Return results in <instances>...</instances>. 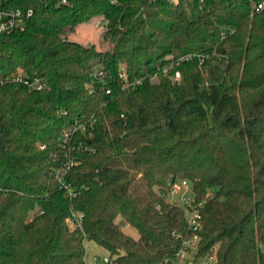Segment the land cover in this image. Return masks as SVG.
Masks as SVG:
<instances>
[{
    "label": "trees",
    "instance_id": "1",
    "mask_svg": "<svg viewBox=\"0 0 264 264\" xmlns=\"http://www.w3.org/2000/svg\"><path fill=\"white\" fill-rule=\"evenodd\" d=\"M179 1L30 2L25 29L0 35V264H88L89 241L116 264H178L195 234L166 197L177 179L192 184L201 215L191 264L213 254V264H264L262 0H202L195 21ZM94 17L107 23L106 52L69 40ZM186 54L205 60L180 66L179 83L124 88L118 77ZM19 72L48 88L11 81ZM78 125L92 137L78 130L63 148ZM70 160L73 197L55 179ZM73 212L83 231L70 229Z\"/></svg>",
    "mask_w": 264,
    "mask_h": 264
},
{
    "label": "built area",
    "instance_id": "2",
    "mask_svg": "<svg viewBox=\"0 0 264 264\" xmlns=\"http://www.w3.org/2000/svg\"><path fill=\"white\" fill-rule=\"evenodd\" d=\"M159 0H149L151 4L155 6L159 5ZM175 3H178V0H173ZM30 2H37L43 5L53 4L57 8L68 7L70 6L69 0H0V35H11L16 31H21L25 29L27 23L33 18L35 14V10L30 6ZM113 4L117 3V0H112ZM264 9V0L255 5V12L259 13ZM106 25L107 23L104 22ZM197 59L199 64L202 65L204 63L205 57L198 54H186L182 56H169L164 65L157 67L154 72H147L143 74L141 77L131 81L125 67H121L118 73V77L123 84L124 88H135L138 87L145 82L149 83H157L160 77L168 78L172 83H179L182 80V72L179 69L186 62H190ZM99 77H104V71L98 72ZM11 81L15 83H20L26 87H28L32 91H42L48 88L47 82L38 76L28 77L23 75L22 72H19ZM6 80H0V87L5 84ZM111 91L108 90L107 94H110ZM81 131V133L85 136L92 137V133L90 130L86 129L84 125H78L75 128H70L66 130L62 136V146L68 150H72L75 148L72 146V141L75 134ZM79 144L78 147H80ZM75 162L70 160L65 163L63 167L58 169L55 172V179L59 183L60 189L64 190L66 195L69 197H73L75 195L73 188L66 181V174L70 171L74 166ZM175 183V182H174ZM174 183L170 185L171 193H177L179 188L174 186ZM182 187L186 190L189 189V182L182 180ZM173 190V191H172ZM165 196V195H164ZM168 195H166L167 197ZM185 211H189L192 216L191 218H187V223L189 228L195 234L193 238L189 240H184L176 254L177 261H184L191 248H195L199 237L197 233L201 230V215L196 206L194 205V199L191 202H185ZM83 221L84 215L81 212H73L71 217L68 219L69 227L72 231H83ZM127 227V226H126ZM215 261V255L213 254L209 259L208 263L213 264ZM103 264H116L114 259L109 256L103 258ZM168 264V261L165 262Z\"/></svg>",
    "mask_w": 264,
    "mask_h": 264
},
{
    "label": "rangeland",
    "instance_id": "3",
    "mask_svg": "<svg viewBox=\"0 0 264 264\" xmlns=\"http://www.w3.org/2000/svg\"><path fill=\"white\" fill-rule=\"evenodd\" d=\"M178 3L175 4H179ZM188 18L192 21L199 19L203 14L202 0H185L184 2ZM106 32V26L102 18L94 17L89 21L81 23L76 32L69 36V40L72 42L79 43L85 47H94L98 52H106L109 50L110 45L104 39V34ZM174 186L179 188L177 193L168 194L167 199L169 202L178 204L179 206L185 208V202H191L194 199L193 186L189 183V189L186 190L182 187V180L177 179ZM173 191V190H172ZM192 214L186 211V218H191ZM119 221V219L117 220ZM126 234H129L133 238H138V232L129 228H123ZM87 257L86 260L88 264H103V258L109 256V254L100 248L94 242H86ZM196 250L191 248L187 258L184 261H179L178 264H191L195 257Z\"/></svg>",
    "mask_w": 264,
    "mask_h": 264
},
{
    "label": "crops",
    "instance_id": "4",
    "mask_svg": "<svg viewBox=\"0 0 264 264\" xmlns=\"http://www.w3.org/2000/svg\"><path fill=\"white\" fill-rule=\"evenodd\" d=\"M120 219V218H119Z\"/></svg>",
    "mask_w": 264,
    "mask_h": 264
}]
</instances>
